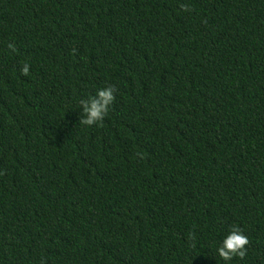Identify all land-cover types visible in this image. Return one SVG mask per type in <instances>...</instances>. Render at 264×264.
<instances>
[{
	"label": "trees",
	"instance_id": "obj_1",
	"mask_svg": "<svg viewBox=\"0 0 264 264\" xmlns=\"http://www.w3.org/2000/svg\"><path fill=\"white\" fill-rule=\"evenodd\" d=\"M0 264H264V0H0Z\"/></svg>",
	"mask_w": 264,
	"mask_h": 264
},
{
	"label": "clouds",
	"instance_id": "obj_2",
	"mask_svg": "<svg viewBox=\"0 0 264 264\" xmlns=\"http://www.w3.org/2000/svg\"><path fill=\"white\" fill-rule=\"evenodd\" d=\"M180 7L184 11H192L190 5L181 4ZM8 48L16 51L13 43L8 44ZM23 75H28L30 65L23 63L20 67ZM116 88L112 84L97 90L95 95L88 98H82L79 101L82 112L80 114L79 124L82 126H94L103 122L109 112L110 106L115 101ZM190 240H194V235L189 236ZM249 244V238L243 229L238 225L230 226V231L223 239L221 245L217 249L218 255L225 261H230L234 257L243 259L247 254L246 246ZM194 246V245H193Z\"/></svg>",
	"mask_w": 264,
	"mask_h": 264
}]
</instances>
